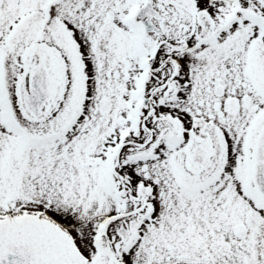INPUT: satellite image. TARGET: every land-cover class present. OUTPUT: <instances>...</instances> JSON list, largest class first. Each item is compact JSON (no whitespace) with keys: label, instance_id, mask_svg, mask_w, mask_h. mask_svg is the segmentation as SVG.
<instances>
[{"label":"snow or ice","instance_id":"obj_1","mask_svg":"<svg viewBox=\"0 0 264 264\" xmlns=\"http://www.w3.org/2000/svg\"><path fill=\"white\" fill-rule=\"evenodd\" d=\"M0 264H264V0H0Z\"/></svg>","mask_w":264,"mask_h":264}]
</instances>
